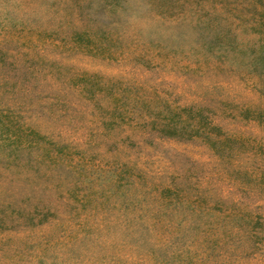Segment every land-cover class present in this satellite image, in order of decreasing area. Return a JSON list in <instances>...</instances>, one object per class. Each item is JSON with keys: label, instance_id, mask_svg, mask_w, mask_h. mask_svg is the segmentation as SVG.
Wrapping results in <instances>:
<instances>
[{"label": "rangeland", "instance_id": "rangeland-1", "mask_svg": "<svg viewBox=\"0 0 264 264\" xmlns=\"http://www.w3.org/2000/svg\"><path fill=\"white\" fill-rule=\"evenodd\" d=\"M0 264H264V0H0Z\"/></svg>", "mask_w": 264, "mask_h": 264}, {"label": "trees", "instance_id": "trees-1", "mask_svg": "<svg viewBox=\"0 0 264 264\" xmlns=\"http://www.w3.org/2000/svg\"><path fill=\"white\" fill-rule=\"evenodd\" d=\"M214 141H216V140H214Z\"/></svg>", "mask_w": 264, "mask_h": 264}]
</instances>
